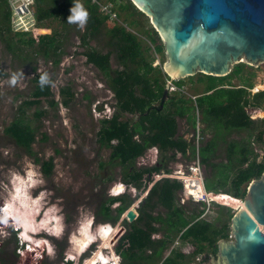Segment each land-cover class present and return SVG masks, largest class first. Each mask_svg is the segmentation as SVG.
I'll return each instance as SVG.
<instances>
[{"label":"trees","instance_id":"1","mask_svg":"<svg viewBox=\"0 0 264 264\" xmlns=\"http://www.w3.org/2000/svg\"><path fill=\"white\" fill-rule=\"evenodd\" d=\"M34 1L38 22L53 19L64 26L73 25L67 23L73 0ZM116 1H119L117 6ZM105 2L113 4L117 16L122 17L125 27L134 28L136 34L142 31L137 16L143 14L138 12L128 0H105ZM82 3L90 14L83 34L79 36L80 43L86 48L88 43L98 40L107 18L101 16L97 7L91 5L89 1ZM0 13V39L4 40V32H11L7 0H0ZM152 33L153 36L144 34L154 46V52L163 53L164 46L158 43L159 35L154 31ZM15 36L20 37L21 44L29 46L36 44L42 59L50 60L53 66L58 65V59L63 53L62 41H57V37L54 38L52 35L31 38L26 34H15ZM107 36L108 45L115 53L116 63L121 70L109 71V57L112 52L101 54L88 49L83 54L86 65L94 67L109 79V88L114 100L112 115L99 121L96 140L100 148L109 150L107 163L121 168L123 184L139 191V194L142 191L146 192L135 209V220L128 224L127 229L119 237L114 251L121 259V264H159L161 261H163L161 264H189L190 256L197 258L206 253L215 256L217 242L228 239L233 212L227 207L220 206L224 209L227 222L219 227L199 221L202 210L191 209L186 212L185 207L179 204L177 194L182 185L178 181L170 180L172 179L170 176L169 179H161L152 185L153 177L160 172L169 174V164L175 161L177 154L186 158L190 151V159L194 160L198 157L200 165L210 170L209 177L203 179V189L208 193L227 195L222 199L224 204L237 209L241 207L243 204L239 201L236 203L235 198L241 199L250 181L259 178L264 170V157L257 161V155L251 148L252 141L256 144L264 142V120H251L246 113L248 107L262 108L264 90L251 95L249 90L253 88V83L242 76L245 65L237 64L231 68L228 75L221 78L202 74L187 78L192 80L197 77V80L204 84L201 95L194 100H188L193 106H187L182 97L172 95L165 99L160 108L163 90L169 78L161 68L152 66L153 58L149 56L151 48L143 47L135 34L117 24L107 32ZM6 49L12 52V45L8 41ZM3 76L4 74L0 72V77ZM39 76L36 75L32 79L34 87L30 93V100L19 104L18 115L3 130V134L16 147L31 156H34L31 145L35 142V129L31 128L25 118L26 110L31 107L36 108L40 100L46 101L51 108L57 105L53 102L50 87L43 91L40 89ZM233 78H237L238 85H231L230 80ZM172 82L178 89L183 86V79ZM59 96L71 97V94H67V90L62 89ZM62 104L67 106L68 99L63 100ZM190 111L197 113L200 111L205 130L212 133L211 140L202 145L197 153L194 146L178 136V118H187L192 129H195L196 118L190 115ZM42 114L43 112H39L36 116ZM239 132H246L248 135L245 139L228 142L225 145L224 162L216 163L218 144L225 143L224 137ZM254 132H256L255 137H253ZM152 147L158 150L156 164L149 168H135L136 160L143 157ZM34 161L40 164L45 176L51 174L53 168L51 158L40 161L39 158L34 157ZM179 180L183 184L184 191L188 189L193 192L194 184L191 179ZM147 186L151 187L146 190ZM208 199L212 200L214 197L211 195ZM115 203L117 206L111 209ZM131 204L132 201L126 196L102 200L95 210L96 223H117ZM157 234L162 236L152 238ZM174 239L193 246V252L189 257L170 250ZM169 250L170 253L166 257L165 254Z\"/></svg>","mask_w":264,"mask_h":264},{"label":"rangeland","instance_id":"2","mask_svg":"<svg viewBox=\"0 0 264 264\" xmlns=\"http://www.w3.org/2000/svg\"><path fill=\"white\" fill-rule=\"evenodd\" d=\"M118 4L119 1H116V6ZM115 12H117L116 8ZM137 18L141 23V32L136 34L134 28L125 27L122 17L117 16L116 22L107 21L104 24L98 40L88 43L86 48L79 41L83 30H80L76 25L64 26L53 19L39 22L35 33L28 36L32 38L53 35L54 38L57 37V41H62L63 55L58 59L57 66H53L48 59H42L36 44L34 46L21 44L19 43L20 37H16L12 32H4L3 39L5 41L0 39V72L4 74L3 77H0V212L1 210L11 212L15 210L16 216H21L28 225L31 222L30 228H28L29 238L26 237L21 223L20 226L15 225L17 220L13 217H11L13 221L9 220L4 225H0V264H29L33 262L32 253L24 248L25 245H28L26 242L32 241L44 246L42 257L38 259L41 260L40 264H60L64 259H69L71 264H90L97 259V257L91 259L95 253L103 254L109 260H112L111 256H113L117 264H121V259L114 251L117 241L114 242V237L112 239L104 237L102 229L112 228L114 232H118L119 228H122L124 233L129 223L126 220L120 221L121 217L115 224L96 223L95 210L97 205L106 198L126 196L134 204L143 198L146 192L142 191L139 194V191L126 187L121 181V168L118 165L107 163L109 150L98 146L96 134L100 126L99 121L101 117L108 116L112 112L114 100L109 88V79L94 67L86 65L83 54L88 49L101 54L112 52L109 57V71L121 70V67L116 63L115 53L108 45L109 37L107 36V32L117 24L124 27L126 31L135 34L143 47L151 48L149 56L153 58L152 66L161 68L163 71V64L166 61L165 51L160 54L155 53L154 46L144 34L153 36L154 29L150 19L144 15L137 16ZM7 41L12 45V52L6 49ZM158 43H162L160 37ZM242 64L245 65L242 76L245 79H250L253 83V88L249 90L250 94L263 91L264 62L256 65H249L245 62ZM21 71L24 73V78L15 87L10 86L8 81L11 74ZM43 72H48L52 80L56 82V86L50 87V91L53 102L57 105L51 108L46 101L40 100L36 108L31 107L26 110L25 118L31 128L35 129V142L31 145L34 156H31L23 149L16 147L3 134V130L18 115L19 104L30 100V93L34 87L32 79ZM169 80L171 79L169 78ZM230 83L238 85L239 81L237 78H233ZM203 88L204 84L200 83L197 77L192 80L186 78L183 79V86L180 89L170 90L168 88V97L172 95L182 97L187 106L191 107L193 103L188 100L200 96ZM62 89H66L67 94H71V97H60L59 92ZM65 99H68L67 106L62 104ZM39 112H43V114L37 117L36 114ZM246 113L251 120H264V105L261 109L248 107ZM190 115L196 118L195 129H192L190 120L188 121L187 118H178V136L198 151L202 145L211 140L212 133L205 130L200 111L198 113L190 111ZM125 116L131 117V115ZM247 135L246 132H239L224 137L225 143H219L217 147L216 163L224 162L225 145L228 142L245 139ZM255 136L256 132L253 133V137ZM251 148L257 155V161L262 160L264 142L256 144L252 141ZM149 153L146 152L145 156L137 159L134 167L149 168L154 166L158 156L156 158ZM189 155L190 151L186 158L176 156L175 161L169 164V174L160 172L154 175L152 184L167 178L165 175H173L170 180H179L184 176V178L191 179L194 184L193 192L186 189L184 191L186 194L195 195L197 192H202V184L197 175L193 173L186 176L189 174V168L198 162L197 157L193 160ZM34 157L39 158L40 161L52 159L53 168L49 176L42 173L40 164L34 161ZM200 167L202 178L209 177L210 170ZM177 171L185 175L176 176ZM121 184L123 190L118 194L115 189ZM19 189L23 192L21 197L26 196L22 198L27 203H31V212H28L30 217L26 215L25 206L18 198ZM177 196L179 204L185 207L186 212L191 209L203 210L204 206L191 202L181 193V190ZM223 205H226L223 207L229 208L234 215L237 208L235 210V207L224 203ZM115 206H117L116 203L111 206V209ZM201 221L219 227L227 222V217L224 215V209L220 208V204L218 206L209 204L208 213ZM13 223L15 226L12 225ZM85 229H88V233L94 239L90 246L81 250L80 246L84 244L82 242L87 239ZM161 236V234H157L152 238ZM174 241L175 239L170 250L185 254L187 257L191 255L193 246L180 242L174 246ZM227 241L231 240L227 239ZM170 250L166 252V257ZM34 251L37 252V250ZM202 256H209L207 263L210 258L215 257L209 253ZM88 259L91 260L87 261ZM189 259V264H196L201 256L198 259L190 256ZM111 263L109 261V264Z\"/></svg>","mask_w":264,"mask_h":264},{"label":"water","instance_id":"3","mask_svg":"<svg viewBox=\"0 0 264 264\" xmlns=\"http://www.w3.org/2000/svg\"><path fill=\"white\" fill-rule=\"evenodd\" d=\"M128 1L159 35L166 54L163 72L171 80L197 74L221 78L234 65L264 62V0ZM168 93L166 84L160 108ZM239 202L243 205L230 220L233 240H219L207 264H264V170ZM138 203L120 221L133 222ZM122 234L119 228L114 242Z\"/></svg>","mask_w":264,"mask_h":264},{"label":"built area","instance_id":"4","mask_svg":"<svg viewBox=\"0 0 264 264\" xmlns=\"http://www.w3.org/2000/svg\"><path fill=\"white\" fill-rule=\"evenodd\" d=\"M82 1H89L91 5H95L97 7L98 13L101 16L106 17L107 21H110V22H116L117 21V13L115 12V7L113 6L112 3H108V2H105L102 0H82ZM34 4H35L34 0H7V5L9 8V12H10L9 27H10V31L13 34L31 35V34L35 33L39 22L37 20L36 14H35ZM166 81H167L168 88L170 90H175L177 88L173 84V82H172L173 80L167 79ZM110 116H111V114H109L108 116L105 115V116L101 117V119L109 118ZM147 152H150L149 155L151 154L156 158L158 156V150L156 147L150 148V150ZM197 152L198 151H196V153ZM178 155L181 156L180 154H177V156ZM197 161L198 162L196 164L194 163L193 166L189 168V174L186 176H190L193 173H195L197 175L198 179L201 181L202 192H197L195 195H191V194L188 195L184 192L182 182L178 179H175V180L179 181V183L182 185L181 186V193H183L184 196H186L194 204L204 206L203 207L204 212H202V215L198 219L199 221H201L204 219V217L208 213L209 204H212L215 206L216 205L218 206L219 204H220V206H226V205H223V202H222V198H225L223 195H218L215 193H208L203 189L204 185H203V178L201 175V167H200L201 165L199 163L198 157H197ZM178 174H182V173L180 171H177L176 176H178ZM182 175H185V174H182ZM170 176H173V175H165V177H167V179H169ZM151 186H149V188ZM211 195L214 197V199H212V200L208 199L209 197H211ZM235 199L238 201H241V199H237V198H235ZM178 201H179V197H178ZM234 209L236 210V208H234ZM103 227H106V226H103ZM228 239L231 241L233 240V236L231 235L230 232L228 234ZM28 245H25L24 248L28 252L32 253V261L33 262H30L29 264H36V263L40 264L41 260H38V259L42 257L41 254H43V252L41 253V251H40V254L34 255L32 247L31 246L29 247ZM176 245H178V239H175V241H174V246H176ZM40 248H42V247H40ZM19 252H20V250H19ZM91 257H93V256H91ZM89 260L90 259H88L87 261H89ZM109 261L112 262L111 264H117L116 260H109ZM60 264H71V262H69V259H64L62 262H60ZM99 264H101V263H99ZM107 264H109V262Z\"/></svg>","mask_w":264,"mask_h":264},{"label":"bare ground","instance_id":"5","mask_svg":"<svg viewBox=\"0 0 264 264\" xmlns=\"http://www.w3.org/2000/svg\"><path fill=\"white\" fill-rule=\"evenodd\" d=\"M30 174V173H29ZM195 174V173H194ZM178 175H180V176H183L182 174H178ZM182 178H184V176L182 177ZM22 183V182H21ZM25 183V182H24ZM25 185V184H24ZM17 186H19V185H17ZM20 186H21V184H20ZM19 188V187H18ZM24 190V189H23ZM123 190V187H122V185H120V186H117L116 187V189H115V192H117L118 194H119V192H121ZM18 192H19V195H18V198H20L19 200L21 201V203H22V205H24L25 206V210H26V215H28V212H31V203L29 204V203H27V201H25L24 200V198L26 197H24V195L22 196V197H24V198H22L21 197V193H23L20 189L18 190ZM25 193V192H24ZM34 201V200H33ZM5 208V207H4ZM34 210V209H33ZM14 212H15V210H14ZM14 212H11V211H8V210H1V212H0V219L2 218V217H7V218H11V217H13L14 219H16L17 221L15 222L16 223V225L17 226H20V223L23 225V227H24V230H25V235H26V237L27 238H29V233H28V228H30V223H29V225L26 223V222H24V221H26L25 219H22L21 218V216H16L15 215V213ZM19 212V211H18ZM34 212V211H33ZM12 213H14V215H12ZM21 213V212H20ZM23 215H24V213H23ZM29 216V215H28ZM24 217V216H23ZM30 217V216H29ZM4 220V219H3ZM2 220V221H3ZM7 221H9V220H7ZM30 221V220H29ZM28 221V222H29ZM44 225H46V224H44ZM32 228V227H31ZM89 228V227H88ZM21 230V229H20ZM86 230V229H85ZM102 230L104 231V234L102 233ZM101 230V233H102V235L104 236V237H109L110 239H112L113 237H114V235L117 233L116 231L114 232L113 230H112V228H106L105 230L104 229H102ZM83 232V231H82ZM22 233H23V231H22ZM84 233V232H83ZM86 234H87V239L84 241V242H82V243H84V244H82V246H80V248H82L81 250H84L86 247H88V246H90V244L92 243V241H93V237L91 236V234L90 233H88V229L86 230ZM83 236V235H82ZM82 238V237H81ZM108 239V238H107ZM77 241H79V240H77ZM77 241H76V243H77ZM88 243V244H87ZM26 244H29L28 246L30 247H32V249H33V251L34 250H37V252L36 251H34V255H37V254H40V251H41V248L40 247H42L41 245H40V243H37V244H35L33 241L32 242H26ZM44 247V246H43ZM94 257H97V259L96 260H93L90 264H98V263H102V264H107L108 262H109V259L105 256V255H103V254H99V255H95ZM94 257L92 258V259H94ZM111 258H112V260H114L115 258L113 257V256H111Z\"/></svg>","mask_w":264,"mask_h":264},{"label":"clouds","instance_id":"6","mask_svg":"<svg viewBox=\"0 0 264 264\" xmlns=\"http://www.w3.org/2000/svg\"><path fill=\"white\" fill-rule=\"evenodd\" d=\"M89 18H90L89 11L82 3V0H73V6L70 8V15L68 16L67 23L76 25L80 30H83ZM23 78H24V73L22 71L14 72L11 74V77L8 83L10 86L15 87L18 84V82L22 80ZM55 86H56V82L52 80L51 75L48 72H43L42 74H40L39 87L42 91L47 87H55ZM112 112L110 113L111 115H112ZM0 220H1L0 225H4V223L7 222V220L13 221L12 218H7V217H2ZM12 225H14V223ZM43 248L44 247L41 248V253L44 252Z\"/></svg>","mask_w":264,"mask_h":264},{"label":"flooded vegetation","instance_id":"7","mask_svg":"<svg viewBox=\"0 0 264 264\" xmlns=\"http://www.w3.org/2000/svg\"><path fill=\"white\" fill-rule=\"evenodd\" d=\"M96 252H97V251H96ZM175 252H176V251H175ZM96 254L98 255V253H95V254L93 255V257H94ZM93 257H92V258H93ZM199 257H200V256H198L197 259H198ZM208 257H209V256H202V255H201V259H198L196 264H207V258H208ZM92 258H91V259H92ZM91 259H90V260H91ZM90 260H89V261H90ZM98 264H99V263H98Z\"/></svg>","mask_w":264,"mask_h":264},{"label":"crops","instance_id":"8","mask_svg":"<svg viewBox=\"0 0 264 264\" xmlns=\"http://www.w3.org/2000/svg\"><path fill=\"white\" fill-rule=\"evenodd\" d=\"M122 185V184H121ZM117 232V231H116Z\"/></svg>","mask_w":264,"mask_h":264}]
</instances>
